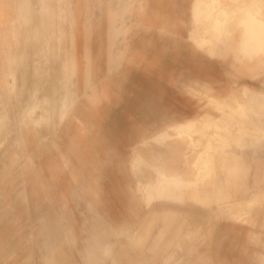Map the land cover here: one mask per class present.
I'll list each match as a JSON object with an SVG mask.
<instances>
[{
  "label": "rangeland",
  "instance_id": "1",
  "mask_svg": "<svg viewBox=\"0 0 264 264\" xmlns=\"http://www.w3.org/2000/svg\"><path fill=\"white\" fill-rule=\"evenodd\" d=\"M103 2L0 0V264H133L153 251L161 221L114 222L100 205L108 160L92 165L66 153L67 122L82 109L83 88L98 83L80 75L86 59L78 40L86 32L97 38ZM218 3L198 15L193 40L208 51L226 45L235 82L222 95L208 89L221 97L217 106L205 88L188 85L200 106L192 126L179 125L188 134L175 137L170 122L132 149L131 190L143 204L136 211L152 215V201L188 204L164 264L188 263L195 247L212 245L224 222L247 227L250 242L263 244L264 0ZM157 148L171 159L148 154ZM180 159L186 176L167 168ZM170 249L186 253L176 258Z\"/></svg>",
  "mask_w": 264,
  "mask_h": 264
},
{
  "label": "crops",
  "instance_id": "2",
  "mask_svg": "<svg viewBox=\"0 0 264 264\" xmlns=\"http://www.w3.org/2000/svg\"><path fill=\"white\" fill-rule=\"evenodd\" d=\"M195 1L104 0L97 38L86 32L78 40L80 56L86 59L80 75L87 78L92 74L98 83L97 88H83L82 109L67 122L66 153H71L74 160L82 159L92 165L98 164L97 159L108 160L101 171L98 199L101 206L107 207L112 221L132 224L142 219L161 221L155 232L153 251L133 259V264L165 263L161 256L168 240L180 230L188 204L184 200L152 201L149 204L152 215L136 211L143 204L131 190L129 166L137 157L132 149L147 139L148 134L170 122L173 125L169 127H177L196 119L189 118L198 113L200 106L187 92L188 85L199 91L205 88L202 94L217 106L221 97L208 95V89L222 95L235 82L231 69L234 59L232 54H225L226 45L208 51L199 48L193 40ZM70 9L73 12V6ZM72 36L74 44V32ZM74 58L73 54L72 61ZM79 145L82 150H75ZM155 150L148 154L156 153L163 158L162 163L171 159V152ZM177 161L167 168L186 176L184 161ZM48 175L46 172L43 179L48 180ZM250 232L236 223H221L212 245L195 247L186 264H264L259 258H264V238L263 244L253 245ZM161 237L163 242L158 246ZM185 253L170 249L166 254L180 258Z\"/></svg>",
  "mask_w": 264,
  "mask_h": 264
},
{
  "label": "bare ground",
  "instance_id": "3",
  "mask_svg": "<svg viewBox=\"0 0 264 264\" xmlns=\"http://www.w3.org/2000/svg\"><path fill=\"white\" fill-rule=\"evenodd\" d=\"M194 2V1H193ZM193 2H192V4H193ZM213 4H215V6H216V4L218 5L219 3H218V0H213V2H212V4L211 3H207V2H205V0H196L195 1V3L193 4V21H195V22H197L199 19H198V15L200 16L202 13H204V12H208L210 9H212L211 7H212V5ZM210 8V9H209ZM241 9V8H240ZM244 10V9H243ZM210 12V11H209ZM240 12H242L245 16L246 15H248V13H247V11H242V9H241V11ZM218 15V14H217ZM218 16H220V15H218ZM244 16V17H245ZM210 17H211V15H210ZM244 17H243V19H244ZM200 18V17H199ZM254 21L256 22V24H259L260 22L262 23V21H261V19H257V18H255L254 19ZM201 39H202V37H201ZM204 47V46H203ZM243 87V86H242ZM246 92V89L245 88H243L242 89V93L244 94ZM240 93H241V91H240ZM239 93V94H240ZM237 94V93H236ZM238 95V94H237ZM238 96H240V95H238ZM242 97V96H241ZM187 125V127H189V126H192L190 123L189 124H186ZM183 127L184 126H177V127H175V128H172L173 129V131H175L176 132V135H175V137H177V136H182V135H187L188 134V132L186 131V130H184L183 129ZM186 127V128H187ZM171 129V130H172ZM167 130V129H166ZM165 135V134H164ZM159 137V136H158ZM168 138H169V136H167ZM163 138V137H162ZM167 139V138H166ZM162 140H164V139H162Z\"/></svg>",
  "mask_w": 264,
  "mask_h": 264
}]
</instances>
